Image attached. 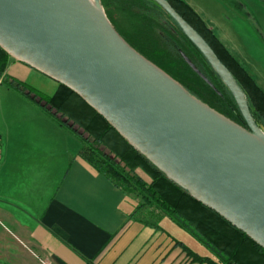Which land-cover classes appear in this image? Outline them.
<instances>
[{
  "label": "water",
  "instance_id": "95a60500",
  "mask_svg": "<svg viewBox=\"0 0 264 264\" xmlns=\"http://www.w3.org/2000/svg\"><path fill=\"white\" fill-rule=\"evenodd\" d=\"M153 1L219 75L245 127L131 48L98 0H0V48L77 94L169 180L264 249V132L211 49L166 0Z\"/></svg>",
  "mask_w": 264,
  "mask_h": 264
},
{
  "label": "crops",
  "instance_id": "0c3cea01",
  "mask_svg": "<svg viewBox=\"0 0 264 264\" xmlns=\"http://www.w3.org/2000/svg\"><path fill=\"white\" fill-rule=\"evenodd\" d=\"M183 1L223 44L229 33L221 37L205 9ZM212 2L264 29V0ZM4 75L25 83L46 78L12 57ZM10 90L0 80V93ZM23 99H0V264H198L182 246L212 257L175 236L174 221L161 210L137 208L136 198L81 158L71 131Z\"/></svg>",
  "mask_w": 264,
  "mask_h": 264
},
{
  "label": "trees",
  "instance_id": "16d2710c",
  "mask_svg": "<svg viewBox=\"0 0 264 264\" xmlns=\"http://www.w3.org/2000/svg\"><path fill=\"white\" fill-rule=\"evenodd\" d=\"M196 32L242 90L256 124L264 126V89L234 58L202 18L183 0H166ZM109 23L136 52L178 82L189 94L236 124L244 120L219 75L176 23L153 0H98ZM8 54L0 48V80L43 110L80 141L79 155L127 194L137 208L155 205L212 254L201 257L182 246L198 264H264V249L154 167L77 94L56 83L48 95L4 75ZM186 59L198 71L196 73ZM141 170L146 183L137 173ZM180 244V243H178ZM181 245V244H180Z\"/></svg>",
  "mask_w": 264,
  "mask_h": 264
},
{
  "label": "rangeland",
  "instance_id": "374dc122",
  "mask_svg": "<svg viewBox=\"0 0 264 264\" xmlns=\"http://www.w3.org/2000/svg\"><path fill=\"white\" fill-rule=\"evenodd\" d=\"M190 2L197 6V9H205V12L211 15L213 18L212 20L218 24L217 27L219 28L220 36L223 32L229 33V36H221L223 38V44L254 78L257 85L264 89V29L260 32L257 27L252 26L247 20L242 19L241 21V18L240 20L236 19L231 11L221 10L220 6H218L215 2H212V0H191ZM102 11L104 12V9H102ZM221 14L223 17L220 16ZM27 84L48 95L52 92V88L56 87V83L54 81L48 77L42 78L40 76H28ZM0 99H14L15 101L24 100L23 97L14 90H10L9 94L1 92ZM259 128L262 132H264V126H260ZM66 146L65 138L62 137L60 147L65 149ZM138 173L141 177H143L146 183L150 182V179L141 170H139ZM129 195H131L134 199L136 198L138 201L140 200L137 195ZM148 209H156L160 211V209H158L154 204L148 207ZM168 219L170 220V218ZM173 223V234L175 236L182 234L184 242L188 244L190 248H195L196 250L200 248L201 251L204 249L206 254L209 253V255H211V252L199 240L190 234V232L184 228L176 226L175 222Z\"/></svg>",
  "mask_w": 264,
  "mask_h": 264
},
{
  "label": "bare ground",
  "instance_id": "6f19581e",
  "mask_svg": "<svg viewBox=\"0 0 264 264\" xmlns=\"http://www.w3.org/2000/svg\"><path fill=\"white\" fill-rule=\"evenodd\" d=\"M91 4L95 5V0H88Z\"/></svg>",
  "mask_w": 264,
  "mask_h": 264
},
{
  "label": "flooded vegetation",
  "instance_id": "af4514ba",
  "mask_svg": "<svg viewBox=\"0 0 264 264\" xmlns=\"http://www.w3.org/2000/svg\"><path fill=\"white\" fill-rule=\"evenodd\" d=\"M243 127H245V124H244V126Z\"/></svg>",
  "mask_w": 264,
  "mask_h": 264
}]
</instances>
